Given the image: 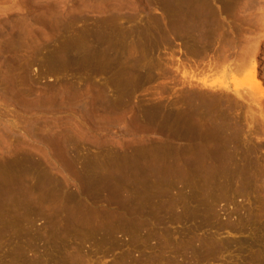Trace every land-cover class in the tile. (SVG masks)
I'll list each match as a JSON object with an SVG mask.
<instances>
[{
	"label": "rangeland",
	"instance_id": "374dc122",
	"mask_svg": "<svg viewBox=\"0 0 264 264\" xmlns=\"http://www.w3.org/2000/svg\"><path fill=\"white\" fill-rule=\"evenodd\" d=\"M0 264H264V0H0Z\"/></svg>",
	"mask_w": 264,
	"mask_h": 264
},
{
	"label": "bare ground",
	"instance_id": "6f19581e",
	"mask_svg": "<svg viewBox=\"0 0 264 264\" xmlns=\"http://www.w3.org/2000/svg\"><path fill=\"white\" fill-rule=\"evenodd\" d=\"M181 14H183L182 17H181V19L183 18V20L186 21L187 18L185 19V16L188 15V12H186L187 15H185L184 12L181 13ZM187 17H188V16H187ZM188 19H189V17H188ZM205 19H206V18H205ZM192 20H193V19H192ZM191 22H192V21H191ZM204 22H205V21H204ZM204 22H202V23H204ZM192 24H193V22H192L190 25H192ZM195 24H197L196 20H195ZM200 24H201V23H200ZM200 24H197V25H200ZM204 24H205V23H204ZM183 25H184V24H183ZM193 25H194V24H193ZM195 26H196V25H195ZM196 27H197V26H196ZM202 27H203V25H202ZM83 48H84V47H83ZM83 50H84V49H83ZM83 50H79V51L81 52V51H83ZM86 51H87V50H85V52H86ZM83 52H84V51H83ZM85 52H84V53H85ZM64 53H65V57H67V58L70 59V60L72 59V57H77V56H76L77 54H78V57H81V55H80V53H79L78 51H77V53L75 54V53L73 52V50L68 49V48L64 49ZM81 54H82V53H81ZM87 54H88V52H87ZM79 55H80V56H79ZM85 55H86V54H85ZM82 56H83V54H82ZM86 56H87V55H86ZM88 57H89V54H88ZM79 59H80V58H79ZM86 59H87V57H86ZM88 59H89V58H88ZM93 60H94V59H93ZM93 60H92V63H94ZM95 63H96V62H95ZM89 65H91V61H90V64H89ZM93 65H95V64H93ZM93 65H91V66H92V69H94V66H93ZM190 76H191V75H190ZM196 80H197V79H196ZM202 82H203V83H206V81H204V80H202ZM201 84H202V83H201ZM203 86H204V85H203ZM208 87H209V86H208ZM212 87H213V86H212ZM206 88H207V87H206ZM214 88H215V87H214ZM194 92L197 94L196 91H194ZM237 93H238V92H237ZM190 95H191V93H190ZM190 95H188V96H190ZM198 95H199V94H198ZM198 95H196V96H198ZM199 96H200V95H199ZM205 96H206V94H205ZM190 97H191V96H190ZM192 97H193V95H192ZM203 97H204V96H203ZM206 97H207V96H206ZM201 98H202V97H201ZM202 99H203V98H202ZM205 99H206V98H205ZM211 99L213 100V98H211ZM208 100H209V99H208ZM212 100H211L210 102H209V101H208V102H209V103L214 102V101H212ZM192 101H193V100H192ZM194 101H195V100H194ZM204 101H205V100H204ZM197 102H198V101H197ZM197 102H196V105L199 104V103H197ZM206 102H207V101H206ZM206 102H203V103H206ZM192 104H193V103H192ZM194 104H195V103H194ZM211 104H212V103H211ZM199 105H200V106H203V105H201V104H199ZM191 107H192V106H191ZM196 107H197V106H196ZM196 107H195V108H196ZM203 107L205 108V106H203ZM193 108H194V107H193ZM200 108H201V107H200ZM200 108L198 107V109H200ZM206 108H207V107H206ZM187 109H189V108H187ZM190 109H191V108H190ZM190 109H189V110H190ZM196 109H197V108H196ZM201 109H202V108H201ZM191 110H192V109H191ZM191 110H190V111H191ZM193 110H194V109H193ZM203 110H206V109H203ZM196 111H197V110H196ZM200 111H201V110H200ZM200 111H198V112L200 113ZM207 111H208V110H206V112H207ZM186 112H188V110H186ZM198 112H197L196 114H199ZM201 112H204V111H201ZM208 112H209V111H208ZM211 112H213V111L211 110ZM189 113H191V112H188V114H189ZM193 113H195V110H194ZM214 113H215V112H213V115H214V116L217 115V114H214ZM196 114H195V115H196ZM189 115H190V114H189ZM192 115H193V114L191 113L190 117H191ZM210 115H211V114H210ZM187 116H188V115H187ZM193 116H194V115H193ZM193 116H192L191 118H193ZM197 116H198V115L194 116V117H196L195 120H199V119H197ZM211 116H212V115H211ZM214 116H213V117H214ZM217 116H218V115H217ZM191 118H189V116H188L189 122L192 121V120H190ZM175 119H176V118H175ZM175 119H174V120H175ZM188 119H186V120L188 121ZM200 120H201V119H200ZM203 120H204V119H203ZM205 121H207V120H205ZM224 121H225V120H224ZM193 122H194V121H193ZM193 122H192V123H193ZM197 122H199V121H197ZM220 122H222V121H220ZM220 122H219V123H220ZM205 123L207 124V122H205ZM225 123H226V122H225ZM220 124H221V123H220ZM222 124H223V127H224V123H223V122H222ZM222 124H221V126H222ZM221 126H220V128H221ZM220 128H219V129H220ZM222 129H223V128H222ZM218 138H219V137H218ZM209 139H210V138H208V140H209ZM215 139H216V138H215ZM62 140H63V139H62ZM202 140H203V139H202ZM210 140H211V139H210ZM217 140H218V139H217ZM204 141H205V140H204ZM202 142H203V141H202ZM205 142H206V141H205ZM199 143H200V142H199ZM203 143H204V142H203ZM63 144H64V143H63ZM63 144H62V145H63ZM205 144H209V146L212 145L211 142H210V143H207V142H206ZM213 144H216V143L213 142ZM216 145H219V140H218V144H216ZM203 146H204V145H203ZM212 146H213V145H212ZM214 146H215V145H214ZM222 146H224V145H222ZM222 146L219 145V147L216 146L215 148H216V149L218 148L217 150L220 151ZM206 147H207V145H206ZM207 148H208V147H207ZM215 148H214V149H215ZM219 148H220V149H219ZM222 148H223V147H222ZM212 149H213V148H212ZM216 149H215V150H216ZM62 150L64 151V148H63ZM209 150H210V148H209ZM217 150H216V151H217ZM65 151H67V150H65ZM210 151H211V150H210ZM207 176H208V175H205V177H207ZM208 178H210V177L208 176ZM211 179H212V180H211ZM213 179H214V176H213V178H212V176H211L210 180H211L212 182H213ZM207 180H208V179H207ZM213 183H214V182H213ZM202 198H203V197H202ZM204 199H205V197H204Z\"/></svg>",
	"mask_w": 264,
	"mask_h": 264
}]
</instances>
